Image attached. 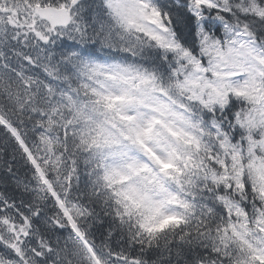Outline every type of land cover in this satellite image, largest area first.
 Instances as JSON below:
<instances>
[{
	"label": "snow or ice",
	"instance_id": "1",
	"mask_svg": "<svg viewBox=\"0 0 264 264\" xmlns=\"http://www.w3.org/2000/svg\"><path fill=\"white\" fill-rule=\"evenodd\" d=\"M0 264H264V0H0Z\"/></svg>",
	"mask_w": 264,
	"mask_h": 264
}]
</instances>
